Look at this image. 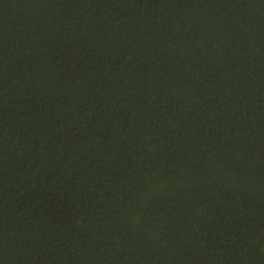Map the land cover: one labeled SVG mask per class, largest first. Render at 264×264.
I'll list each match as a JSON object with an SVG mask.
<instances>
[{"label": "trees", "instance_id": "1", "mask_svg": "<svg viewBox=\"0 0 264 264\" xmlns=\"http://www.w3.org/2000/svg\"><path fill=\"white\" fill-rule=\"evenodd\" d=\"M0 264H264V0H0Z\"/></svg>", "mask_w": 264, "mask_h": 264}]
</instances>
